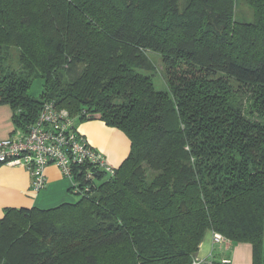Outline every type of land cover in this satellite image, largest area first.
Masks as SVG:
<instances>
[{"label":"trees","instance_id":"16d2710c","mask_svg":"<svg viewBox=\"0 0 264 264\" xmlns=\"http://www.w3.org/2000/svg\"><path fill=\"white\" fill-rule=\"evenodd\" d=\"M0 103L13 136L50 106L130 140L74 202L5 209L2 264H193L207 231L264 264V0H0Z\"/></svg>","mask_w":264,"mask_h":264},{"label":"built area","instance_id":"2783aa9c","mask_svg":"<svg viewBox=\"0 0 264 264\" xmlns=\"http://www.w3.org/2000/svg\"><path fill=\"white\" fill-rule=\"evenodd\" d=\"M75 164L89 166L90 177L97 174L112 176L117 169L74 127L66 111L59 113L48 106L42 110L38 126L32 128L27 135L12 134L0 139V165L27 169L32 174L35 191L46 187V168L55 165L69 178L71 189L76 194L79 184L75 179ZM213 240L215 250L212 260L207 264H215V253L230 250L231 242L220 233L213 232ZM220 264H233V261L231 257H223Z\"/></svg>","mask_w":264,"mask_h":264},{"label":"crops","instance_id":"0c3cea01","mask_svg":"<svg viewBox=\"0 0 264 264\" xmlns=\"http://www.w3.org/2000/svg\"><path fill=\"white\" fill-rule=\"evenodd\" d=\"M99 124L90 123L86 133H82L87 141L105 155L108 162L118 168L130 152V140L117 129L103 130ZM14 131L13 109L7 103H0V139L10 137ZM104 133L106 135H104ZM111 134L112 140H107ZM114 136L126 141V148L120 147ZM47 185L40 191L33 188L32 174L23 167L0 165V218L7 208L38 207L48 209L62 203L74 202L77 196L71 189V181L55 165L46 168ZM231 243V259L233 264H252V246L245 243ZM215 250L213 231H207L200 243L199 250L194 254V264H207L212 260ZM0 264H2L0 262Z\"/></svg>","mask_w":264,"mask_h":264},{"label":"rangeland","instance_id":"374dc122","mask_svg":"<svg viewBox=\"0 0 264 264\" xmlns=\"http://www.w3.org/2000/svg\"><path fill=\"white\" fill-rule=\"evenodd\" d=\"M82 72V68L80 66H70V67H66L63 71H61V75H63V80L64 82H71L73 81L80 73ZM90 123H95L96 125L99 124L100 126H102L101 128L103 130H113V129H117L119 131H121L123 134H125L122 130H120L119 128L117 127H114L112 125H108L106 124L104 121L102 120H85L83 121L81 124L78 125V130L80 132H84V133H88L86 131V129L88 128L89 124ZM104 135H106L104 133ZM126 135V134H125ZM116 138V142L117 144L120 145V147L122 148H126L125 145H126V141L124 139H122L120 136H114ZM126 137L128 138V136L126 135ZM112 136L111 134H108V137H107V140H112ZM129 140V138H128ZM242 245L241 246H246L245 243H241ZM251 262L253 263V253H252V258H251Z\"/></svg>","mask_w":264,"mask_h":264},{"label":"clouds","instance_id":"9594fccd","mask_svg":"<svg viewBox=\"0 0 264 264\" xmlns=\"http://www.w3.org/2000/svg\"><path fill=\"white\" fill-rule=\"evenodd\" d=\"M75 195V194H74Z\"/></svg>","mask_w":264,"mask_h":264}]
</instances>
